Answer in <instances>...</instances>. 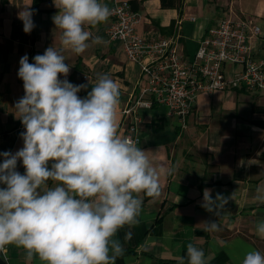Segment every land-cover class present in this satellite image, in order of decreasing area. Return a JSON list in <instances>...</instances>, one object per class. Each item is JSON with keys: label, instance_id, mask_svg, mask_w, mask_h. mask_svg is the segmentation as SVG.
Here are the masks:
<instances>
[{"label": "crops", "instance_id": "obj_1", "mask_svg": "<svg viewBox=\"0 0 264 264\" xmlns=\"http://www.w3.org/2000/svg\"><path fill=\"white\" fill-rule=\"evenodd\" d=\"M115 1H128L141 14L138 29L147 39L172 35L176 21L183 19L181 47L187 58L196 53L207 29L216 26L231 5L258 24L264 38V0H181L179 8H164L162 0H100L109 9ZM25 11L32 13L35 25L30 33L23 30ZM57 12L53 0H0V153H15L23 147L25 128L15 109L25 94L18 77L19 61L27 55L29 63H34L33 58L50 46L61 51L70 67L66 79L73 85H87L77 93L80 98L91 91L99 74H107L118 84L116 124L123 137L121 112L135 91L140 67L128 59L121 41L107 38L110 17L85 25L90 39L83 53L63 48L61 30L52 19ZM96 37L99 43L94 42ZM262 44L258 42V48ZM140 115L138 147L147 151L157 167L172 173L161 176L158 198L140 194L143 204L137 222L123 226L114 237L124 249L115 264H179V257L187 264L189 243L203 250L206 264H242L252 250L264 255V238L256 233L257 224L264 221V94L243 90L202 94L185 129L167 116L164 107L142 110ZM16 170L24 173L22 162H17ZM54 183L49 181L48 186ZM206 189L213 199L217 194L228 199L217 216L202 206ZM208 221H217L219 230H206ZM6 246L8 264H46L37 256L28 259L22 247Z\"/></svg>", "mask_w": 264, "mask_h": 264}, {"label": "clouds", "instance_id": "obj_2", "mask_svg": "<svg viewBox=\"0 0 264 264\" xmlns=\"http://www.w3.org/2000/svg\"><path fill=\"white\" fill-rule=\"evenodd\" d=\"M58 9L53 23L60 43L77 55L88 48L90 32L110 16L100 0H53ZM23 30L34 28L32 13L21 16ZM96 43L100 37H96ZM29 63L21 57L18 77L24 96L15 109L25 128L23 147L0 153V251L14 244L46 264H115L124 249L117 232L137 222L143 200L158 198L161 176L171 169L157 167L138 142L117 132L120 103L118 84L99 74L85 98L77 93L87 85H73L70 67L60 50L50 46ZM63 75L65 79L59 77ZM22 162L24 173L17 169ZM54 186L49 187L48 182ZM228 199H213L204 191L202 206L218 215ZM206 230H219L217 221ZM264 238V221L256 226ZM187 264H206L202 249L187 245ZM179 264L185 258L179 257ZM242 264H264L260 251H248Z\"/></svg>", "mask_w": 264, "mask_h": 264}, {"label": "built area", "instance_id": "obj_3", "mask_svg": "<svg viewBox=\"0 0 264 264\" xmlns=\"http://www.w3.org/2000/svg\"><path fill=\"white\" fill-rule=\"evenodd\" d=\"M109 10L112 22L105 30L107 38L121 41L128 59L141 70L135 91L121 112L120 126L123 137L137 141V146L141 143L142 110L164 107L167 116L185 129L202 94L227 90L264 94L262 29L233 5L216 26L207 29L189 58L181 47L183 19L176 21L172 35L147 39L138 29L142 16L128 1H115ZM258 42L263 43L261 49ZM7 254L5 246L0 256L8 261Z\"/></svg>", "mask_w": 264, "mask_h": 264}, {"label": "trees", "instance_id": "obj_4", "mask_svg": "<svg viewBox=\"0 0 264 264\" xmlns=\"http://www.w3.org/2000/svg\"><path fill=\"white\" fill-rule=\"evenodd\" d=\"M35 2L38 0H34ZM162 6L164 8H179L181 6V0H162Z\"/></svg>", "mask_w": 264, "mask_h": 264}, {"label": "water", "instance_id": "obj_5", "mask_svg": "<svg viewBox=\"0 0 264 264\" xmlns=\"http://www.w3.org/2000/svg\"><path fill=\"white\" fill-rule=\"evenodd\" d=\"M0 264H8V262L0 256Z\"/></svg>", "mask_w": 264, "mask_h": 264}]
</instances>
